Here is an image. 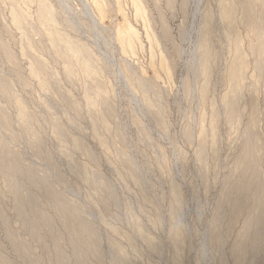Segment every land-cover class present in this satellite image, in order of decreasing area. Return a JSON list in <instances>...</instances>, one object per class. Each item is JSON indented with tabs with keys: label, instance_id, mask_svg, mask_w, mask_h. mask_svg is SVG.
Here are the masks:
<instances>
[{
	"label": "rangeland",
	"instance_id": "1",
	"mask_svg": "<svg viewBox=\"0 0 264 264\" xmlns=\"http://www.w3.org/2000/svg\"><path fill=\"white\" fill-rule=\"evenodd\" d=\"M0 264H264V0H0Z\"/></svg>",
	"mask_w": 264,
	"mask_h": 264
}]
</instances>
